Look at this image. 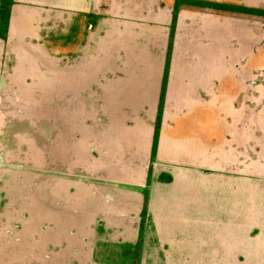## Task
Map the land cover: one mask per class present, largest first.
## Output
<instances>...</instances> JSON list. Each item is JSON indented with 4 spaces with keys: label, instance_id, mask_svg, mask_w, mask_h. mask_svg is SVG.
<instances>
[{
    "label": "crops",
    "instance_id": "1",
    "mask_svg": "<svg viewBox=\"0 0 264 264\" xmlns=\"http://www.w3.org/2000/svg\"><path fill=\"white\" fill-rule=\"evenodd\" d=\"M0 257L264 264V0H0Z\"/></svg>",
    "mask_w": 264,
    "mask_h": 264
},
{
    "label": "rangeland",
    "instance_id": "2",
    "mask_svg": "<svg viewBox=\"0 0 264 264\" xmlns=\"http://www.w3.org/2000/svg\"><path fill=\"white\" fill-rule=\"evenodd\" d=\"M27 258H1L0 264H25Z\"/></svg>",
    "mask_w": 264,
    "mask_h": 264
}]
</instances>
